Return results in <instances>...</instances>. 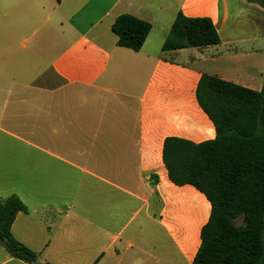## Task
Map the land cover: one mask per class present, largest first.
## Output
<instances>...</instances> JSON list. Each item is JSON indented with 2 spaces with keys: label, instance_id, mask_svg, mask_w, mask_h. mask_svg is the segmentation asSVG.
<instances>
[{
  "label": "crops",
  "instance_id": "0c3cea01",
  "mask_svg": "<svg viewBox=\"0 0 264 264\" xmlns=\"http://www.w3.org/2000/svg\"><path fill=\"white\" fill-rule=\"evenodd\" d=\"M210 19L221 43L163 52L178 13ZM152 31L139 52L112 27ZM203 75L261 91L264 9L245 0H0V200L27 207L14 237L41 264H193L211 205L176 186L167 138L216 129ZM0 264H27L0 245Z\"/></svg>",
  "mask_w": 264,
  "mask_h": 264
},
{
  "label": "trees",
  "instance_id": "16d2710c",
  "mask_svg": "<svg viewBox=\"0 0 264 264\" xmlns=\"http://www.w3.org/2000/svg\"><path fill=\"white\" fill-rule=\"evenodd\" d=\"M245 1L264 9V0ZM112 30L119 47L139 52L152 25L125 14L117 18ZM220 43L210 19L188 18L180 12L162 51ZM196 97L215 126L216 138L200 144L167 138L163 146L170 181L179 187H195L211 205L193 264H264V87L253 91L203 75ZM27 211L16 196L0 200V245L12 258L41 264L37 253L12 233L17 215Z\"/></svg>",
  "mask_w": 264,
  "mask_h": 264
}]
</instances>
